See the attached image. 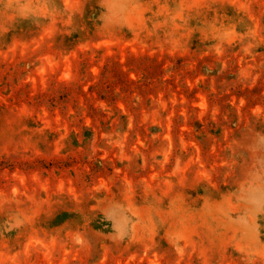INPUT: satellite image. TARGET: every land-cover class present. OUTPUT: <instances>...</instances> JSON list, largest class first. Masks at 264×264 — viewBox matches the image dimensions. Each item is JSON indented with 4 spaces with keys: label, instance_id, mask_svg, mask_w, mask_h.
Instances as JSON below:
<instances>
[{
    "label": "rangeland",
    "instance_id": "1",
    "mask_svg": "<svg viewBox=\"0 0 264 264\" xmlns=\"http://www.w3.org/2000/svg\"><path fill=\"white\" fill-rule=\"evenodd\" d=\"M0 264H264V0H0Z\"/></svg>",
    "mask_w": 264,
    "mask_h": 264
}]
</instances>
